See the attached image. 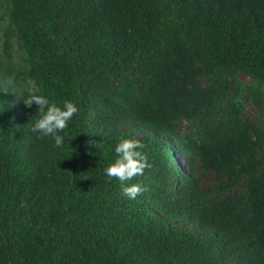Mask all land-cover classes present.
<instances>
[{
	"label": "trees",
	"instance_id": "obj_1",
	"mask_svg": "<svg viewBox=\"0 0 264 264\" xmlns=\"http://www.w3.org/2000/svg\"><path fill=\"white\" fill-rule=\"evenodd\" d=\"M0 26V264H264V0H0ZM32 89L79 108L59 148Z\"/></svg>",
	"mask_w": 264,
	"mask_h": 264
},
{
	"label": "clouds",
	"instance_id": "obj_2",
	"mask_svg": "<svg viewBox=\"0 0 264 264\" xmlns=\"http://www.w3.org/2000/svg\"><path fill=\"white\" fill-rule=\"evenodd\" d=\"M38 90L29 91L28 98L23 101L24 105L31 108L33 103L38 106L39 119L30 122L29 130L40 137H51L57 148L63 145V132L68 127V122L79 111L77 105L72 101H64L63 106H58L54 100H49L44 95L36 94ZM144 148L136 138H121L115 147L117 158L114 163L105 169V173L111 181L116 179L120 182L121 191L129 199H135L149 189L141 184L127 182L137 176H142L145 169L150 168L148 157L141 151Z\"/></svg>",
	"mask_w": 264,
	"mask_h": 264
},
{
	"label": "rangeland",
	"instance_id": "obj_3",
	"mask_svg": "<svg viewBox=\"0 0 264 264\" xmlns=\"http://www.w3.org/2000/svg\"><path fill=\"white\" fill-rule=\"evenodd\" d=\"M16 55H17V53L16 52H13V54H12V61H13L14 64L20 62L19 57L16 56ZM239 77L244 82H247V80H248L247 77L244 76L243 74H240ZM254 112H255V109L252 108V106L250 104L246 103V113H247L248 116H250V118H251V120L253 122L255 121V119L253 117ZM199 178H200V180H201V182H202V184H203V186L205 188L206 187H209L211 185V183H212V177L210 175H208V174H202V173H200L199 174Z\"/></svg>",
	"mask_w": 264,
	"mask_h": 264
}]
</instances>
